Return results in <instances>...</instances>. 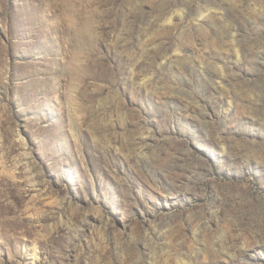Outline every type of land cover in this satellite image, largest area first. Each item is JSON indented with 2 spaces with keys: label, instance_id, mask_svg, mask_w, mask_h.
<instances>
[{
  "label": "rangeland",
  "instance_id": "1",
  "mask_svg": "<svg viewBox=\"0 0 264 264\" xmlns=\"http://www.w3.org/2000/svg\"><path fill=\"white\" fill-rule=\"evenodd\" d=\"M0 264H264V0H0Z\"/></svg>",
  "mask_w": 264,
  "mask_h": 264
}]
</instances>
